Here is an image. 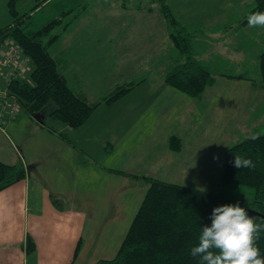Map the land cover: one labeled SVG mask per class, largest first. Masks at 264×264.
<instances>
[{
  "label": "rangeland",
  "instance_id": "obj_1",
  "mask_svg": "<svg viewBox=\"0 0 264 264\" xmlns=\"http://www.w3.org/2000/svg\"><path fill=\"white\" fill-rule=\"evenodd\" d=\"M163 1L188 23H214L236 7L239 16L228 19L233 26L253 3ZM7 3L0 0V28L12 22ZM36 5V0H20L17 5L18 15H27L25 28L41 27L72 8L74 14L86 11L54 43L51 53L78 50L69 55L73 60L68 71L71 82L89 102L100 104L76 130L50 118L42 125L18 107L12 122L1 124L0 161L13 164L19 154L25 159L30 215L44 216L50 198L84 206L80 229L84 242L77 263L94 264L115 257L147 191L148 177L244 200L253 198L252 188L222 181L223 156L244 138L264 134V85L259 66L264 28L247 24L241 29L244 41L242 36L229 38L224 42L228 49L217 55L207 52L204 56L216 82L191 98L163 84L158 73V61L172 49L160 0H46L34 10ZM74 14L66 15L63 25ZM104 36L112 41L101 40ZM108 43L117 45L116 53L106 51ZM239 44L244 48L238 50ZM32 67L28 61L24 76L28 82ZM143 76L146 80L117 100L104 101L115 88ZM3 85L0 78V87ZM52 130L66 133L74 147L64 145ZM172 135L182 139L181 151L168 148ZM60 192H67L68 199Z\"/></svg>",
  "mask_w": 264,
  "mask_h": 264
},
{
  "label": "trees",
  "instance_id": "obj_2",
  "mask_svg": "<svg viewBox=\"0 0 264 264\" xmlns=\"http://www.w3.org/2000/svg\"><path fill=\"white\" fill-rule=\"evenodd\" d=\"M19 1L8 0L12 22L0 28V41H13L33 67L30 82L13 79L7 91L28 114L40 116L38 122L42 125L50 118L60 120L70 129L76 130L100 102L91 103L76 91L63 70L61 57L53 56L51 47L84 15L85 10L74 14L75 8H72L58 13L41 27L25 28L23 24L27 15H18ZM36 1L34 10L46 0ZM256 11H264V0H253L238 26L247 24V16ZM160 12L177 51V56L163 70V81L186 96L198 97L214 83L213 74L195 58L192 47V39L204 35L205 31L201 28L192 29L181 22L163 0H160ZM72 13L74 15L63 25L64 17ZM259 66L264 85V50L259 56ZM136 84L138 82L115 88L104 101L112 103ZM256 136L258 139L253 140L248 136L229 147L223 156L222 181L252 188L254 192L251 200L148 177L147 191L115 257L100 259L94 264H202L199 256L190 255V250L198 245L201 225H210L209 217L214 207L239 202L251 216L264 218V134ZM60 137L65 139L63 134ZM168 143L173 151H179L182 147V141L177 136H171ZM236 155L251 159L255 167L234 168L232 161ZM27 172L21 162L7 164L0 161V191L24 179ZM257 244L261 257H264V231L260 233ZM80 246L81 241L76 247L75 256ZM25 249L27 253L35 251V242L30 236H27ZM70 264L77 263L72 261Z\"/></svg>",
  "mask_w": 264,
  "mask_h": 264
},
{
  "label": "crops",
  "instance_id": "obj_3",
  "mask_svg": "<svg viewBox=\"0 0 264 264\" xmlns=\"http://www.w3.org/2000/svg\"><path fill=\"white\" fill-rule=\"evenodd\" d=\"M228 10V16H224L223 19L215 21L214 23H208L204 21L188 23L186 21L180 20L175 14V16L181 22L185 23L190 28H201L205 31L204 35H199L192 39V47L195 58L205 65L211 71V73L213 72L210 66L207 64L209 60L204 56L207 52H210L212 55H217L221 49H228V45L226 43L224 44V42L229 38L237 37V39H239L242 36V41L245 40L244 35L241 34V29L247 24L242 26H233L230 22L234 21L233 19L237 18L239 14L236 12V7ZM230 11L232 12L231 14ZM235 12L236 14H234ZM228 19L232 21L228 22ZM100 39L112 41L106 36L100 37ZM104 47L109 53H116L118 49L117 45H113L112 43L105 44ZM171 47L172 49L170 50V53L167 56H162L158 61V73L161 74L162 77L166 64L173 57L177 56V51L174 48L172 42ZM236 48L241 50L244 47L242 48L239 44ZM69 51V53L63 52L56 56L51 53L55 57H61V65L68 77L69 67L73 62L69 55L71 54V51L77 53L78 50L75 51V49H70ZM144 80H146V77H141L139 80H137L138 84L135 86L141 84ZM215 82L216 79L214 78V83L211 86H213ZM163 84H165L164 81ZM166 86L169 87L168 85ZM76 91L84 96L80 90H77V88ZM168 93L171 95L170 91H168ZM16 114L17 111L14 116ZM13 117L6 116L3 122L6 125H9L12 122ZM66 127L69 128L67 125ZM51 132L57 135L62 140L64 145L74 147L73 142L69 139L66 133L57 132L55 130H52ZM61 134L65 136V139L60 137ZM168 148L170 149L169 146ZM181 150L182 147L179 151ZM17 157L19 160H15V163L13 164H18L21 162L24 166L26 162L23 156H20L19 154ZM115 173L118 174V172ZM28 174L29 170L24 179L0 191V264H70L72 261L76 262L77 258L81 255V248L84 242V236L80 231L82 228L81 220L82 216L84 215V211H82V209L85 210L84 206H74L66 203L62 204L54 202V199L50 198V202L45 206L44 216L39 215L38 213H33L30 215V187L27 181ZM59 195L63 199H68L69 197L67 192H60ZM51 196L52 195H50V197ZM39 204H41V201L38 200V205ZM27 236H30L35 242V251L32 253H27L25 249ZM80 241L82 244L77 256H75V250Z\"/></svg>",
  "mask_w": 264,
  "mask_h": 264
},
{
  "label": "clouds",
  "instance_id": "obj_4",
  "mask_svg": "<svg viewBox=\"0 0 264 264\" xmlns=\"http://www.w3.org/2000/svg\"><path fill=\"white\" fill-rule=\"evenodd\" d=\"M247 24L264 28V11L250 13ZM249 138L255 140L258 136ZM232 163L236 169L255 167L251 159L240 155L234 156ZM209 219L210 225H201L198 245L190 250L192 257L199 256L202 264H264L257 244L264 231V218L251 216L237 202L214 207Z\"/></svg>",
  "mask_w": 264,
  "mask_h": 264
},
{
  "label": "built area",
  "instance_id": "obj_5",
  "mask_svg": "<svg viewBox=\"0 0 264 264\" xmlns=\"http://www.w3.org/2000/svg\"><path fill=\"white\" fill-rule=\"evenodd\" d=\"M28 58L21 48L13 41H0V78L4 81L0 87V127L6 116L13 117L20 105L7 91V86L13 79L24 80L29 71Z\"/></svg>",
  "mask_w": 264,
  "mask_h": 264
},
{
  "label": "water",
  "instance_id": "obj_6",
  "mask_svg": "<svg viewBox=\"0 0 264 264\" xmlns=\"http://www.w3.org/2000/svg\"><path fill=\"white\" fill-rule=\"evenodd\" d=\"M36 120L40 121L41 120V117L40 116H35L34 117Z\"/></svg>",
  "mask_w": 264,
  "mask_h": 264
}]
</instances>
